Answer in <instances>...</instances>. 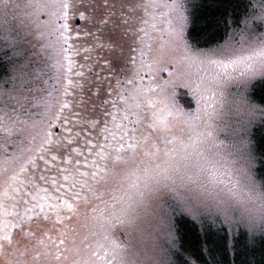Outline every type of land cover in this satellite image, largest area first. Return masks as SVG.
<instances>
[{"label": "snow or ice", "instance_id": "obj_1", "mask_svg": "<svg viewBox=\"0 0 264 264\" xmlns=\"http://www.w3.org/2000/svg\"><path fill=\"white\" fill-rule=\"evenodd\" d=\"M0 264H264V0H0Z\"/></svg>", "mask_w": 264, "mask_h": 264}]
</instances>
